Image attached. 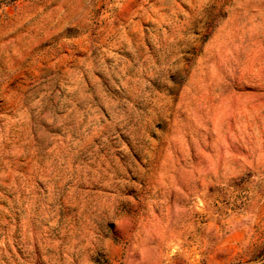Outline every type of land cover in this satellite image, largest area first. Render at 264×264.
Listing matches in <instances>:
<instances>
[{
  "label": "rangeland",
  "instance_id": "1",
  "mask_svg": "<svg viewBox=\"0 0 264 264\" xmlns=\"http://www.w3.org/2000/svg\"><path fill=\"white\" fill-rule=\"evenodd\" d=\"M264 263V0H0V264Z\"/></svg>",
  "mask_w": 264,
  "mask_h": 264
},
{
  "label": "trees",
  "instance_id": "2",
  "mask_svg": "<svg viewBox=\"0 0 264 264\" xmlns=\"http://www.w3.org/2000/svg\"><path fill=\"white\" fill-rule=\"evenodd\" d=\"M262 264H264V263H262Z\"/></svg>",
  "mask_w": 264,
  "mask_h": 264
}]
</instances>
